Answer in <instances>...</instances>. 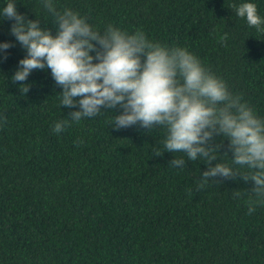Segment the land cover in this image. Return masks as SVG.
<instances>
[{
    "label": "trees",
    "instance_id": "1",
    "mask_svg": "<svg viewBox=\"0 0 264 264\" xmlns=\"http://www.w3.org/2000/svg\"><path fill=\"white\" fill-rule=\"evenodd\" d=\"M242 2L58 0V7L100 30L111 24L187 48L264 116V32L235 15ZM251 2L264 17V0ZM16 7L55 34L38 0ZM13 22L0 20V42L13 45L0 59V264H264V207L249 215L247 196H233L253 181L218 176L198 187L207 164L170 167L181 154L164 152V131L139 123L114 129L118 107L55 133L78 105L59 106L62 88L50 69L12 80L26 55ZM213 144L221 161L232 158L222 136Z\"/></svg>",
    "mask_w": 264,
    "mask_h": 264
},
{
    "label": "clouds",
    "instance_id": "2",
    "mask_svg": "<svg viewBox=\"0 0 264 264\" xmlns=\"http://www.w3.org/2000/svg\"><path fill=\"white\" fill-rule=\"evenodd\" d=\"M16 2L0 0V20L14 21L11 33L26 50L12 80L24 82L33 70L50 69L62 88L59 106L78 105L68 120L55 123V133L70 123L105 113L102 108L118 107L120 114L110 122L114 129L139 123L164 131V152L181 154L170 167L183 168L186 160L206 163L198 187L210 184V178L239 175L254 186L245 193L234 191V198L247 196L249 215L264 207V116L234 94L196 55L187 48L151 41L142 32L130 34L111 24L100 30L72 8H59L58 0H38L51 17L53 34L41 27L40 19H28L18 12ZM234 10L249 27L264 32V17L251 0ZM226 39V34L219 37L221 43ZM12 46L0 42V59L7 58ZM20 91L27 93L29 85L21 83ZM217 136L229 142L231 159L225 154L227 161H221V145L213 144Z\"/></svg>",
    "mask_w": 264,
    "mask_h": 264
}]
</instances>
